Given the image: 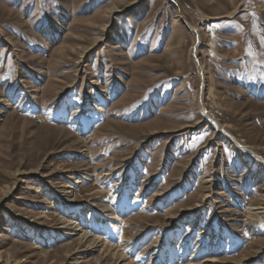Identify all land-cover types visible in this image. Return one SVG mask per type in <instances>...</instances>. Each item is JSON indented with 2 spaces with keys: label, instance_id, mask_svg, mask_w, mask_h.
Returning a JSON list of instances; mask_svg holds the SVG:
<instances>
[{
  "label": "rangeland",
  "instance_id": "rangeland-1",
  "mask_svg": "<svg viewBox=\"0 0 264 264\" xmlns=\"http://www.w3.org/2000/svg\"><path fill=\"white\" fill-rule=\"evenodd\" d=\"M125 263L264 264V0H0V264Z\"/></svg>",
  "mask_w": 264,
  "mask_h": 264
},
{
  "label": "bare ground",
  "instance_id": "bare-ground-1",
  "mask_svg": "<svg viewBox=\"0 0 264 264\" xmlns=\"http://www.w3.org/2000/svg\"><path fill=\"white\" fill-rule=\"evenodd\" d=\"M113 12H116V11H113ZM232 18V16L231 15H228V16H226V17H220L219 19H231ZM178 19H180L179 17H178ZM191 31H195L196 30V28L194 29V27L193 28H191L190 29ZM216 35V34H215ZM209 47L211 48V49H215V37L213 36L212 38H211V41H210V44H209ZM195 51V50H194ZM200 72H202V69H201V67H200ZM202 75L204 76V74L202 73ZM211 91V90H210ZM211 94V93H210ZM99 109V108H98ZM97 110V109H96ZM245 150H247V151H249V152H252L251 150V148H248V147H243ZM255 156H257L258 158H260V156L259 155H257V154H255ZM207 183H209V182H207ZM255 210H261V209H255ZM82 238H83V240H85V239H87L86 237L87 236H81ZM93 242V241H92ZM119 261H120V263H122V261H124V257H122V255H120V257H119V259H118ZM126 264V263H125Z\"/></svg>",
  "mask_w": 264,
  "mask_h": 264
}]
</instances>
